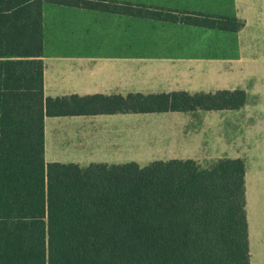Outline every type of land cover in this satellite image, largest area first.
I'll list each match as a JSON object with an SVG mask.
<instances>
[{
  "label": "trees",
  "instance_id": "trees-1",
  "mask_svg": "<svg viewBox=\"0 0 264 264\" xmlns=\"http://www.w3.org/2000/svg\"><path fill=\"white\" fill-rule=\"evenodd\" d=\"M234 30L102 0H0V264H250L242 159L46 163V115L235 110L242 90L45 98L42 2ZM234 25V26H231Z\"/></svg>",
  "mask_w": 264,
  "mask_h": 264
},
{
  "label": "crops",
  "instance_id": "crops-1",
  "mask_svg": "<svg viewBox=\"0 0 264 264\" xmlns=\"http://www.w3.org/2000/svg\"><path fill=\"white\" fill-rule=\"evenodd\" d=\"M102 1L111 7L133 5L177 16L227 18L243 25L222 30L43 1L40 59L45 98L242 90L245 103L235 110L46 115L45 162L79 166L135 162L129 157L131 137L141 135L135 122L168 126L169 131L160 134L161 148L153 147L159 157L150 162L197 161L201 155L243 160L250 253L249 211L255 224L264 217V0ZM179 144L186 148L168 152ZM210 144L217 151L209 152ZM200 145L199 156L175 155L191 153Z\"/></svg>",
  "mask_w": 264,
  "mask_h": 264
},
{
  "label": "rangeland",
  "instance_id": "rangeland-1",
  "mask_svg": "<svg viewBox=\"0 0 264 264\" xmlns=\"http://www.w3.org/2000/svg\"><path fill=\"white\" fill-rule=\"evenodd\" d=\"M135 127L141 128V135L139 137H131V152L129 154L130 159L135 161L141 166H144L150 162L153 158L159 157L157 154V150L160 146V144H163L164 142L161 141L163 139L160 134L162 132L169 131L168 126H164L163 128H160L159 126H155V124H150L148 126H142V121H136ZM194 127H198L197 124L194 125ZM199 128V127H198ZM151 139H156L155 143L150 144ZM203 142V140L201 141ZM158 144V145H156ZM208 144V142H207ZM156 145L157 150H154V146ZM168 147V146H167ZM185 146L182 145H174V147L169 150L168 152H175V150L183 151ZM207 149L209 152L214 153L217 151V148H213V144L208 145ZM201 149H203V146L200 145V147H195L191 150V153L187 154H175L176 156H185V157H195L199 156V154H202ZM213 159H209L201 155L199 162L202 166L206 165ZM262 211L264 213V198L262 201ZM249 222H250V255H252V262L253 264H264V217L260 216V220L258 223H254L253 214L251 211H249Z\"/></svg>",
  "mask_w": 264,
  "mask_h": 264
}]
</instances>
